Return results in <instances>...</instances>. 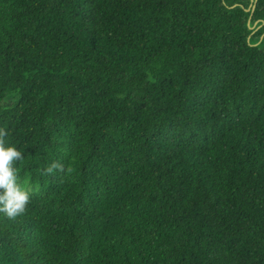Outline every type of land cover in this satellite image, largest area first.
Here are the masks:
<instances>
[{
  "label": "trees",
  "instance_id": "trees-1",
  "mask_svg": "<svg viewBox=\"0 0 264 264\" xmlns=\"http://www.w3.org/2000/svg\"><path fill=\"white\" fill-rule=\"evenodd\" d=\"M255 1L0 0V264H264Z\"/></svg>",
  "mask_w": 264,
  "mask_h": 264
},
{
  "label": "clouds",
  "instance_id": "clouds-1",
  "mask_svg": "<svg viewBox=\"0 0 264 264\" xmlns=\"http://www.w3.org/2000/svg\"><path fill=\"white\" fill-rule=\"evenodd\" d=\"M7 135V131L0 127V213L15 219L28 210L31 192L22 184L17 168L24 154L16 146L6 143ZM63 170L61 163L53 162L42 170L41 175Z\"/></svg>",
  "mask_w": 264,
  "mask_h": 264
},
{
  "label": "water",
  "instance_id": "water-1",
  "mask_svg": "<svg viewBox=\"0 0 264 264\" xmlns=\"http://www.w3.org/2000/svg\"><path fill=\"white\" fill-rule=\"evenodd\" d=\"M251 2H253L254 3V5H255V0H251ZM254 5H253V7H252V10H253V8H254ZM246 11H248V9H246Z\"/></svg>",
  "mask_w": 264,
  "mask_h": 264
}]
</instances>
